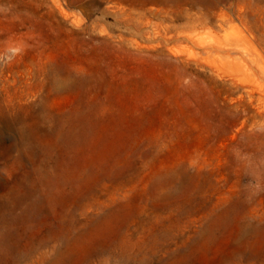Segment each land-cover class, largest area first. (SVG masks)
<instances>
[{"label": "rangeland", "instance_id": "rangeland-1", "mask_svg": "<svg viewBox=\"0 0 264 264\" xmlns=\"http://www.w3.org/2000/svg\"><path fill=\"white\" fill-rule=\"evenodd\" d=\"M152 263L264 264V0H0V264Z\"/></svg>", "mask_w": 264, "mask_h": 264}, {"label": "bare ground", "instance_id": "bare-ground-1", "mask_svg": "<svg viewBox=\"0 0 264 264\" xmlns=\"http://www.w3.org/2000/svg\"><path fill=\"white\" fill-rule=\"evenodd\" d=\"M107 1V0H106ZM118 2H125L127 3L131 8L135 9V8H140L142 9L143 7H145L147 4L149 3H162V4H166V3H177V4H182L184 3L186 0H117ZM126 12V11H125ZM130 19L134 17V15L132 14V11L128 12ZM233 29H235L236 33L243 39L246 40L248 42H250V38H248V36L246 35V32L244 29H242L239 26H235ZM234 31V32H235ZM207 32V31H206ZM209 32V33H208ZM207 33L210 34L211 38L212 36L215 35V37L217 36L216 34H214V32L211 30H209ZM207 33H205L206 35H208ZM238 36V38H239ZM221 37V36H218ZM234 37V36H233ZM208 39L210 38L209 35L207 37ZM210 38V40H211ZM197 39V38H196ZM221 39V38H220ZM214 40V39H213ZM217 40V39H215ZM197 41V40H196ZM239 41V40H238ZM198 42V41H197ZM217 42V41H216ZM219 42V41H218ZM220 43V42H219ZM223 45V44H222ZM150 263V262H149ZM153 264V263H152ZM155 264V263H154Z\"/></svg>", "mask_w": 264, "mask_h": 264}]
</instances>
